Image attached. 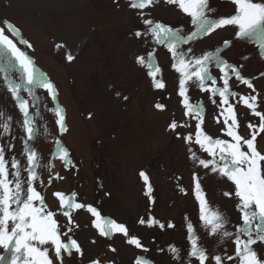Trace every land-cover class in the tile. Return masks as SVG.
Returning <instances> with one entry per match:
<instances>
[{
    "label": "rangeland",
    "instance_id": "rangeland-1",
    "mask_svg": "<svg viewBox=\"0 0 264 264\" xmlns=\"http://www.w3.org/2000/svg\"><path fill=\"white\" fill-rule=\"evenodd\" d=\"M130 3L131 0H0V27H5L6 34L32 59L37 76L46 74L58 91L56 101H52L44 89H35L40 96L36 119L39 135L32 143L41 157L38 173L45 185L37 182V190L44 196L48 209L56 211L59 207V199L54 193L71 195L75 192L77 202L92 205L102 217L124 224L130 235L139 237L149 248L143 253L128 245L120 233L101 237L92 226L95 218L89 212L73 210L72 219L79 228L69 235L81 244L84 256L65 254L63 264H90L95 258H100L102 264H134L139 255L153 260L154 264H187L189 258L185 253L190 244L186 225L189 221L197 229L204 246L220 250V254L234 255L235 245L230 241L213 245V237L205 234L203 222L199 220L193 175L200 177L210 207L219 208L231 219L232 223L228 225L231 231H235L239 222L235 208L237 200L225 197L223 192L232 191L234 185L226 178L221 179L194 165L189 158V145L183 137L189 133L194 135L196 120L184 115L182 98L178 96L180 74L172 67L171 53L165 46L156 45L150 36L135 38L132 35L137 30L143 31L144 26L137 15L141 10L132 9ZM210 7L214 9V17H228L235 14L237 6L232 0H210ZM143 11L149 14L145 18L179 27L185 33L194 30L191 18L165 0ZM4 21L11 22L20 35L8 32ZM236 31L234 26L219 28L183 47H191L193 54L200 55L204 51H214L225 40L231 41V47L221 55L229 63L243 65L242 75L252 79L260 94L257 110L264 111V76L261 75L264 73V57L261 56L264 50L254 43L235 39ZM28 44H31L30 48ZM153 51L151 63L160 67L164 89L153 88L152 78L148 75L150 69L136 62L137 56H144L148 62V54ZM69 54L74 57L71 61L67 59ZM0 68L5 69L0 72V112L5 114L0 124L7 116L13 117L11 131L17 137L12 141L15 144L13 153L21 161L23 170L26 160L21 155L23 146L19 139L24 135L19 126L22 117L4 81L8 74L10 80L19 83L23 72L19 66L6 64L2 56ZM213 74L216 75L215 69ZM229 83L238 93L236 97H230V103L235 107L239 134L250 138L251 130L247 124H258L259 117L251 113L240 97L255 93L235 78ZM24 87L28 86L25 84ZM188 94L192 103L203 101L204 131L214 139L230 140L221 131L224 117L220 116L221 123L215 120L221 109L211 103L209 94L195 87H190ZM21 95L28 98L25 91ZM156 103L165 104V110H157ZM53 107H63L66 112L68 131L62 135L54 114L49 111ZM173 119L190 125L177 129L182 134L179 139L168 128ZM8 139V136H0V142ZM56 139L70 151L76 168L66 169L59 158H54ZM256 146L264 153V133L258 135ZM192 147L201 158L211 159L199 150L198 145ZM243 150H247L246 146ZM50 166H53L51 171ZM140 171L149 176L155 203L145 195L146 186L139 176ZM56 173L64 178L53 179L48 185L49 177ZM149 216L164 223L165 228L138 223L140 218L148 219ZM56 219L66 220L59 213ZM169 222L175 224V228H168ZM92 240L96 243L92 244ZM173 244L181 249L180 261L173 260L168 252V246ZM109 245L117 251L111 252ZM254 247L264 256V246L257 244ZM3 252L0 248V254ZM49 255L53 256L51 250ZM191 259L193 264H198ZM3 264H7V260Z\"/></svg>",
    "mask_w": 264,
    "mask_h": 264
},
{
    "label": "snow or ice",
    "instance_id": "snow-or-ice-1",
    "mask_svg": "<svg viewBox=\"0 0 264 264\" xmlns=\"http://www.w3.org/2000/svg\"><path fill=\"white\" fill-rule=\"evenodd\" d=\"M160 0H131L130 7L139 9L137 15L144 26L143 31L137 30L132 33L135 38L151 37L156 45L165 46L171 53L173 60L172 67L179 73L178 96L181 97V104L184 108V115L196 120L194 135L189 133L183 138L189 145V158L194 165L209 170L210 173L218 175L221 179L226 178L234 185L232 191H225V197H235L237 203L235 208L239 213V222L235 225V231L229 230L228 225L232 223L219 208H212L207 200L200 177L194 173V195L199 204V220L203 222L202 227L206 235L213 237V245H224L229 241L235 245L234 255L226 252L220 254V250L206 247L200 242L197 229L189 221L187 227V240L190 248L186 250L189 258L187 264H193L194 258L198 264H264V256L258 253L254 247L257 244L264 246V153H261L256 146L258 135L264 133V111H258L259 92L254 87L252 79L245 78L241 69L243 65L229 63L221 53L231 47V41L225 40L223 44L214 51H204L200 55L193 54L191 47L184 48V45L191 44L204 36L210 35L219 28L234 26L235 39L244 40L256 44L264 50V0H232L237 6L234 15L228 17H214V9L210 7V0H165L168 4L176 5L183 13L191 18L190 23L194 30L185 33L181 28H173L165 23L154 21L152 18H145L149 14L144 9H151ZM8 32L13 35H20L19 30L8 21L3 22ZM24 43H27L24 41ZM31 47V44H28ZM62 47V45H57ZM0 56L6 64L19 66L23 72V78L19 83L8 78L5 74L4 81L7 90L11 93L15 106L21 114L19 126L24 135L19 137L22 143L21 155L26 160L23 166L21 161L13 153L17 139L12 135V116H7L5 122L0 124L3 133L0 136H8L7 141L0 142V248L4 250L0 254V264L7 260V264H63L65 254L72 257L84 256V250L77 239L69 233H74L79 225L72 219L73 210L85 209L95 219L92 226L98 231L101 237H109L120 233L125 237V242L136 249L147 253L149 248L141 243V239L135 235H130L129 229L122 223H117L111 218L102 217L96 207L85 205L76 201V193L65 195L56 192L53 195L59 199V207L56 211H50L45 203V198L37 190V182L41 186L44 181L41 179L38 169L41 167L40 155L32 143L39 135L36 123L37 112L40 107V96L35 89H44L52 101H56L58 91L54 84L46 78V74L37 76L32 59L13 42L5 32V27H0ZM155 52L148 54V62L144 56H137L136 62L149 68L148 75L152 78V87L164 89L165 83L162 78L161 69L158 64L151 63ZM264 57V51L261 52ZM69 61L74 57L69 54ZM242 59H247L243 57ZM216 70V75L213 74ZM5 69L0 68V72ZM159 74V75H158ZM264 76V73L261 74ZM235 78L243 85L252 90L255 95L241 96L240 100L246 105L251 113L259 117V123H248L251 130L250 138H245L239 134V122L236 117L235 107L230 103V97H236L238 93L230 87V81ZM218 79L221 82L218 84ZM28 87L25 88L24 85ZM195 87L201 92L208 93V99L212 104L220 108L219 116L215 117L217 123H221L220 116H223L222 132L229 138H213L207 134L203 128V115L205 112L203 101L190 102L189 88ZM27 93L26 98L21 92ZM119 95V93H117ZM219 98V103L217 102ZM126 100L127 97H124ZM223 106H227L226 108ZM155 108L163 111L165 104L156 103ZM55 116V124L62 135L68 131L66 124V112L63 107L50 108ZM5 114L0 112V119H4ZM186 122H177L173 119L168 128L176 138H181L178 128L189 127ZM47 131V129H45ZM57 146L54 158H59L66 169H74L76 165L71 159L70 151L64 147L60 139L55 140ZM192 145H198L199 150L207 153L211 159H204L197 155ZM246 146L247 150H243ZM7 153H13L7 155ZM49 167V171H51ZM26 173V175L24 174ZM139 176L145 183V195L149 197L151 203H155L151 196L152 187L149 176L144 171L139 172ZM59 173L49 177L48 185L53 179H63ZM184 191V189H181ZM186 194V193H185ZM65 217L63 222L56 219L57 214ZM141 225L147 227L165 228L155 217L148 219L140 218ZM168 228H175V224L169 222ZM66 238V239H65ZM92 244L96 241L92 240ZM50 246V247H48ZM50 250L53 256L49 255ZM111 252L117 249L109 245ZM163 252L164 249H158ZM168 252L172 254V259L180 261L181 249L174 244L168 246ZM211 258V259H210ZM90 264H102L100 258L90 261ZM134 264H154V261L147 259L143 255L135 258Z\"/></svg>",
    "mask_w": 264,
    "mask_h": 264
}]
</instances>
